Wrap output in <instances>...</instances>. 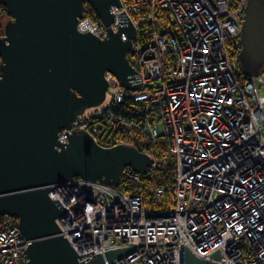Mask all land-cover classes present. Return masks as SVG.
Wrapping results in <instances>:
<instances>
[{
  "label": "built area",
  "instance_id": "2783aa9c",
  "mask_svg": "<svg viewBox=\"0 0 264 264\" xmlns=\"http://www.w3.org/2000/svg\"><path fill=\"white\" fill-rule=\"evenodd\" d=\"M247 1L111 7L115 31L123 10L135 27L127 56L141 86L106 72L105 102L58 139L79 128L102 148L131 145L151 161L145 174L124 166L118 185L77 176L51 185L59 193L49 197L67 209L56 219L62 235L79 255L93 251L82 260L136 243L150 245L106 264H183L184 245L219 264H264V67L245 76L238 61ZM77 29L106 34L88 3ZM29 242L17 217L0 213V264H26Z\"/></svg>",
  "mask_w": 264,
  "mask_h": 264
},
{
  "label": "water",
  "instance_id": "95a60500",
  "mask_svg": "<svg viewBox=\"0 0 264 264\" xmlns=\"http://www.w3.org/2000/svg\"><path fill=\"white\" fill-rule=\"evenodd\" d=\"M10 19L0 37V213L17 217L28 240L26 264H106L136 245L78 254L56 219L66 211L49 197L50 184L72 177L118 185L124 166L145 174L151 161L131 145L102 148L82 129L58 139L86 108L99 106L113 74L136 90L141 78L128 60L135 27L124 10L118 29L112 6L120 0H1ZM88 3L106 27L100 38L77 29ZM122 34L126 40L122 39ZM238 61L245 76L264 67V0H248ZM174 244V243H157ZM176 244V242H175ZM219 260V248L209 255ZM183 264H219L183 246Z\"/></svg>",
  "mask_w": 264,
  "mask_h": 264
},
{
  "label": "trees",
  "instance_id": "16d2710c",
  "mask_svg": "<svg viewBox=\"0 0 264 264\" xmlns=\"http://www.w3.org/2000/svg\"><path fill=\"white\" fill-rule=\"evenodd\" d=\"M7 17L8 15L6 13V9H4V7L1 5V0H0V35L3 32V26L7 21Z\"/></svg>",
  "mask_w": 264,
  "mask_h": 264
},
{
  "label": "bare ground",
  "instance_id": "6f19581e",
  "mask_svg": "<svg viewBox=\"0 0 264 264\" xmlns=\"http://www.w3.org/2000/svg\"><path fill=\"white\" fill-rule=\"evenodd\" d=\"M106 97H107V96H106ZM106 97H105V100H106ZM105 100H104V102H105ZM104 102H103V103H104ZM86 109H89V108H86ZM52 184H54V183H52ZM52 184H50V188H52V187H51ZM50 192H52V195H55V196H56V195H58V193H59V189L56 188V189H54V190H52V191H50ZM48 194H49V193H48Z\"/></svg>",
  "mask_w": 264,
  "mask_h": 264
},
{
  "label": "rangeland",
  "instance_id": "374dc122",
  "mask_svg": "<svg viewBox=\"0 0 264 264\" xmlns=\"http://www.w3.org/2000/svg\"><path fill=\"white\" fill-rule=\"evenodd\" d=\"M5 9V8H4ZM6 13H7V11H6Z\"/></svg>",
  "mask_w": 264,
  "mask_h": 264
}]
</instances>
